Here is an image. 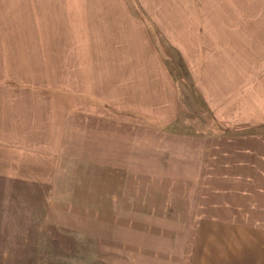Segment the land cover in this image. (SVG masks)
Wrapping results in <instances>:
<instances>
[{
  "label": "rangeland",
  "instance_id": "rangeland-1",
  "mask_svg": "<svg viewBox=\"0 0 264 264\" xmlns=\"http://www.w3.org/2000/svg\"><path fill=\"white\" fill-rule=\"evenodd\" d=\"M255 134L264 0H0V264H264L208 166Z\"/></svg>",
  "mask_w": 264,
  "mask_h": 264
},
{
  "label": "crops",
  "instance_id": "crops-1",
  "mask_svg": "<svg viewBox=\"0 0 264 264\" xmlns=\"http://www.w3.org/2000/svg\"><path fill=\"white\" fill-rule=\"evenodd\" d=\"M227 141L229 145L216 142L209 145L211 151H214V153L211 152L208 159L210 172L213 171L210 178L213 177L211 181L216 184L215 186L220 190L219 192L224 194L218 197V201L221 200V202H215L214 205L241 207L242 205L237 203L239 200L235 198L241 193L247 199L246 206L248 209L255 208L257 214L264 215V135H241L233 139H227ZM253 156L254 158H252ZM242 196L240 199L243 198ZM238 213L243 212L239 211ZM259 225L255 229L264 230V220H259ZM234 229L243 228L234 227ZM246 229L251 228L247 227ZM256 261L258 260L248 258L233 263H260H256ZM214 262L225 263L228 261L215 260ZM198 264L206 263L199 260ZM207 264L209 263L207 262Z\"/></svg>",
  "mask_w": 264,
  "mask_h": 264
}]
</instances>
